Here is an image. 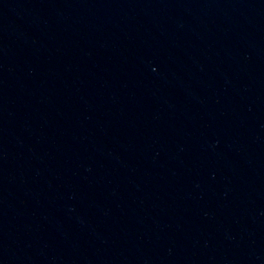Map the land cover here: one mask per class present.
<instances>
[{
	"label": "water",
	"instance_id": "1",
	"mask_svg": "<svg viewBox=\"0 0 264 264\" xmlns=\"http://www.w3.org/2000/svg\"><path fill=\"white\" fill-rule=\"evenodd\" d=\"M0 264H264V0H0Z\"/></svg>",
	"mask_w": 264,
	"mask_h": 264
}]
</instances>
